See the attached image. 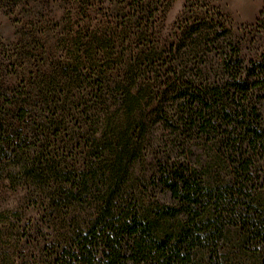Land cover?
Masks as SVG:
<instances>
[{
  "label": "trees",
  "instance_id": "1",
  "mask_svg": "<svg viewBox=\"0 0 264 264\" xmlns=\"http://www.w3.org/2000/svg\"><path fill=\"white\" fill-rule=\"evenodd\" d=\"M96 1L72 3L79 15ZM157 1L65 26L59 59L0 82V186L35 212L23 226L0 212V264H264V126L249 93L264 66L242 73L207 17L160 48ZM150 155L169 202L135 173Z\"/></svg>",
  "mask_w": 264,
  "mask_h": 264
},
{
  "label": "rangeland",
  "instance_id": "2",
  "mask_svg": "<svg viewBox=\"0 0 264 264\" xmlns=\"http://www.w3.org/2000/svg\"><path fill=\"white\" fill-rule=\"evenodd\" d=\"M73 0H0V82L4 86H15L23 78L19 65L26 67L27 76L42 72L43 59H59V40L65 26L74 30L100 26L103 17L114 9L122 7V1L97 0L87 7L83 14L75 10ZM102 2V4L100 3ZM155 39L159 47L175 42L186 25L196 18L212 20L217 28L218 38L230 37L232 46L237 48L244 73L251 66H264V0H158ZM163 6V8H162ZM162 8V9H161ZM220 53L212 45L206 50L203 60L215 62ZM24 58L25 62H21ZM19 68L17 74L12 66ZM257 72V71H256ZM249 75V74H248ZM249 79H253L249 75ZM262 83L253 88V102L259 111V121L264 126V77ZM255 167L264 169V157L255 158ZM154 155L146 157L136 166L135 173L144 181V193L150 198L169 202L168 192L153 184L158 169ZM257 185L264 186V172L254 175ZM155 181V180H154ZM24 193L12 191L7 185L0 186V212L16 213L13 222L26 225L35 218L30 202ZM1 227V225H0Z\"/></svg>",
  "mask_w": 264,
  "mask_h": 264
}]
</instances>
